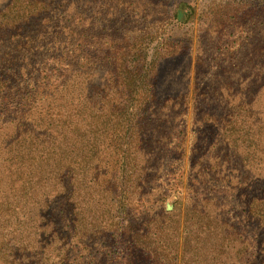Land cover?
<instances>
[{
  "label": "trees",
  "instance_id": "1",
  "mask_svg": "<svg viewBox=\"0 0 264 264\" xmlns=\"http://www.w3.org/2000/svg\"><path fill=\"white\" fill-rule=\"evenodd\" d=\"M69 3L10 0L0 11V264H264L260 188L259 196L243 201L242 222L226 218L222 205L191 208L180 241L177 223L166 213L142 221L131 215L147 174L146 129L175 111L150 102L157 63L172 52L160 43L152 56L150 43H132L122 55L114 48L115 55L102 57L104 85L95 92V62L77 55ZM218 89L216 95L237 101L204 102L200 138L204 131L211 139L218 135L216 148L239 150L243 163L258 171L264 165V109ZM174 121L164 123L170 133ZM77 145L83 152L77 154ZM63 158L74 164L63 166ZM63 181L73 187L66 196L58 192ZM60 197L64 204L56 211ZM71 245L87 252L81 263L71 258Z\"/></svg>",
  "mask_w": 264,
  "mask_h": 264
},
{
  "label": "rangeland",
  "instance_id": "2",
  "mask_svg": "<svg viewBox=\"0 0 264 264\" xmlns=\"http://www.w3.org/2000/svg\"><path fill=\"white\" fill-rule=\"evenodd\" d=\"M9 1L0 0V11ZM68 2L65 8L74 19L69 25L77 24L79 34L77 55L84 63L87 57L95 62V92L104 85L105 66L101 61L105 54L113 56L115 49L120 50V55L127 54V49L135 42H140L143 47L150 43L148 56H152V47L156 43H160V49L172 52L170 57L157 63L152 83L154 95L150 102H159L158 109L162 105L174 108L173 116L165 114L160 119L166 124L169 122V126L175 120V128L170 133L164 123L156 126L153 121L150 129H146L148 137L146 149H143L149 160L147 174L142 178L143 188L137 190V196L133 198L131 215L142 221L166 213L173 221L172 225L177 223L179 241L182 231L191 224L189 212L195 206L222 205L223 213L227 212L226 218L242 222L243 201L253 195L259 196V188L264 191V165L258 171L251 165L249 169L239 150L230 154L225 148H216L221 141L218 135L211 139L204 131L200 138L198 130L203 127L206 117L199 109L204 102L237 101L216 95L218 87L226 88L234 99L259 102L264 109V0ZM178 12L181 13L179 20ZM163 41H166L165 46L161 45ZM259 57L261 62L257 61ZM113 86L114 83L110 84ZM110 93L113 92L110 90ZM90 107L94 106L88 103L87 108ZM79 152L83 151L77 145V154ZM227 158L232 161L229 163ZM142 159L139 155L138 162L141 163ZM70 162L74 164V160L63 158L62 165ZM102 163L107 165L108 161ZM203 167L207 168L206 175L201 174ZM111 168L109 165L110 171ZM60 186L58 192L65 196L73 189L67 181ZM79 196L81 194L77 191V208ZM206 200L210 203L205 204ZM63 204V197H60L53 208L59 211ZM166 204H170L172 210L166 211ZM254 245L260 249L261 241H254ZM71 248V258L77 257L80 263L85 260V250L73 249V245ZM251 249L255 253L254 248L249 247Z\"/></svg>",
  "mask_w": 264,
  "mask_h": 264
},
{
  "label": "water",
  "instance_id": "3",
  "mask_svg": "<svg viewBox=\"0 0 264 264\" xmlns=\"http://www.w3.org/2000/svg\"><path fill=\"white\" fill-rule=\"evenodd\" d=\"M180 15H181V13L178 12V14H177V18H178V20L180 19ZM165 210H166V211H170V210H172V206H171L170 204H166V206H165Z\"/></svg>",
  "mask_w": 264,
  "mask_h": 264
}]
</instances>
